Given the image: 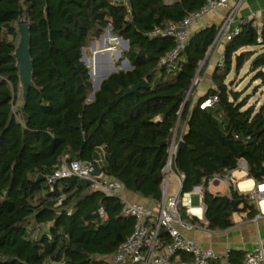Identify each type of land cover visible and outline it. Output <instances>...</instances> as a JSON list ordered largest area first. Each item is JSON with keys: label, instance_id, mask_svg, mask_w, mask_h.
Here are the masks:
<instances>
[{"label": "trees", "instance_id": "trees-1", "mask_svg": "<svg viewBox=\"0 0 264 264\" xmlns=\"http://www.w3.org/2000/svg\"><path fill=\"white\" fill-rule=\"evenodd\" d=\"M204 4L0 0V264H106L133 234L135 220L123 216L118 198L95 192L77 177L48 184L64 157L89 164L102 159L105 176L161 203L163 171L175 136L176 143L184 144L173 158L174 169L185 174L183 193L200 184L208 188L212 177L237 170L241 161L247 163L249 178L264 182V101L249 105V98L227 83L233 69L240 72L249 62L255 81L264 86V53L255 50L253 21L227 42L224 64L212 75L215 87L196 101L194 80L206 70L218 27L193 34L175 67H159L177 41L151 37V32L182 23ZM21 21L30 26L34 86L25 96L21 93L14 112L22 92L14 58ZM109 27L112 36L128 42L123 57L132 69L110 74L94 92L82 50ZM143 81L144 88L126 94ZM215 95L214 106L200 109L203 100ZM203 201L202 223L184 208L180 213L211 232L235 225L231 201L248 218L258 212L248 194L232 186L227 196L206 190ZM160 233L162 242L170 243L169 235ZM246 254L232 250L229 263L243 264ZM180 257L192 259L184 253Z\"/></svg>", "mask_w": 264, "mask_h": 264}, {"label": "built area", "instance_id": "built-area-1", "mask_svg": "<svg viewBox=\"0 0 264 264\" xmlns=\"http://www.w3.org/2000/svg\"><path fill=\"white\" fill-rule=\"evenodd\" d=\"M166 4H171L174 0H164ZM247 0H205V4L198 12L188 15L180 24H169L163 28L154 29L151 37H170L177 41L176 47L168 52L160 61L159 67H175L180 52L192 36V27L206 14L214 10H226L223 21L218 27V35L215 44L219 41L226 43L241 32V26L249 20L239 19L236 23L241 7ZM264 18L262 14L254 13L250 19L252 21L258 18ZM257 28V43L264 48L263 27ZM224 55L218 66H223ZM218 102V96H211L203 100L199 107L206 109L214 106ZM179 147L175 142V136L172 139L169 148V160L164 168L163 180V199L155 210L147 208L143 204L130 201L122 193V184L116 179L105 176L103 173L96 177L93 176L94 166L101 168L102 159L96 164H89L82 161H68L64 157L60 167L48 178V184L53 187L58 181L66 178L77 177L91 184L95 192H100L106 196L118 198L122 213L125 217L135 220V228L131 237L117 249L114 256L115 264H230L229 256L231 250H227L222 256L211 249L202 248L196 241L186 236L187 231H193L196 226L185 221L181 216V209L184 208L186 215L196 217L203 222L204 194L207 190L204 184L195 186L191 192L183 193L182 184L185 174L178 172L173 167V158ZM238 170H248L247 163L241 161L237 167ZM175 175L178 181L179 190L175 195H168L170 176ZM232 175H215L208 181V186L219 182L225 183L231 187L234 183ZM249 199L259 206L261 214L264 210L261 207L264 204V182L257 183L255 188L248 192ZM200 210L201 214L195 211ZM99 213L104 216L103 209ZM261 217L258 216L255 220ZM161 230H164L170 237V243L164 244L160 237ZM187 254L192 259L185 261L181 259L180 254ZM243 264H264V251L257 248L247 252Z\"/></svg>", "mask_w": 264, "mask_h": 264}, {"label": "crops", "instance_id": "crops-1", "mask_svg": "<svg viewBox=\"0 0 264 264\" xmlns=\"http://www.w3.org/2000/svg\"><path fill=\"white\" fill-rule=\"evenodd\" d=\"M263 12L264 0H247L240 9L236 23L238 24L239 19L251 20L250 17L254 13L262 14ZM226 13V10L218 9L206 14L192 27V35L200 33L207 27H219ZM253 24L255 27H264V18H258L257 20L253 21ZM103 38H101L100 44H104V42L102 41ZM95 43L97 44L98 41H95ZM226 44L227 43L224 40L219 41L210 49L208 53L209 62L202 76L203 78L205 77L212 81V75L225 53ZM211 88H214V86L209 87L208 90L201 93L199 89H197L195 94V101L198 98L204 96ZM182 131L183 133L187 131V125L183 126ZM237 171L239 170L237 169L233 172L225 174L224 176L232 175L234 179L232 187L234 188V190H236L239 194H248V192L255 188L258 182H256L253 178L248 177V170H242L244 172L239 174V178H241L238 180ZM169 186L170 188H172V193L170 192V189L168 191V195H175L179 190V186L177 178L174 174L170 176ZM220 187H223V189L218 190V188ZM207 190L215 195L220 194L223 196H227L229 194L230 187H228L223 182H219L217 184L209 185ZM122 193L130 201L143 204L147 208L153 210H156L160 204L155 202L154 200L144 198L139 194L128 191L123 185ZM254 205L256 210L258 211L255 217L248 218L246 213H241L238 211L233 215L235 225L231 229L223 232H211L207 229L206 224L198 225V223H202V221L198 219L199 222L197 223L196 229H194L193 231H187L185 234L191 240L196 241L202 248L211 249L220 256L224 255L227 250H236L247 253L257 248H262L264 251V214H261L259 206L256 203ZM261 207L264 210V204H262ZM260 215L261 217L258 220H255Z\"/></svg>", "mask_w": 264, "mask_h": 264}, {"label": "water", "instance_id": "water-1", "mask_svg": "<svg viewBox=\"0 0 264 264\" xmlns=\"http://www.w3.org/2000/svg\"><path fill=\"white\" fill-rule=\"evenodd\" d=\"M108 33L106 36L112 37V34L109 32L111 30V27L108 29ZM17 33L19 35V42L15 49L14 58L16 60V68L18 70L19 75V81L20 86L22 88V94L25 96L31 87L34 86L33 83V62L31 59V49H30V41H31V33H30V26L29 23L26 21H21L17 25ZM103 38V36H102ZM122 43L126 48H128V42L124 41L120 38ZM103 44V43H102ZM93 48H96V43L93 42ZM81 60L84 61L86 65L89 64L86 58L85 49L82 50V57ZM90 69H89V75L92 79H94V69L93 66H95L97 70V77H95V80L93 81V90L96 92L101 82L106 79L110 74L118 72L120 68L123 70H130L132 69V66L129 64L128 60L124 62L121 66L115 67L113 60L110 58L109 54H101L97 53L94 57V59H90ZM146 81H143L132 88H130L126 94L133 93L141 88H144L146 86ZM94 100V93L91 95L89 101ZM166 144V142H165ZM179 147H184V144L182 142H179ZM103 173L101 168H98L97 166H94L93 176H100ZM262 176H264V172H262ZM238 202L231 201V205L233 207V212H238L237 206Z\"/></svg>", "mask_w": 264, "mask_h": 264}, {"label": "rangeland", "instance_id": "rangeland-1", "mask_svg": "<svg viewBox=\"0 0 264 264\" xmlns=\"http://www.w3.org/2000/svg\"><path fill=\"white\" fill-rule=\"evenodd\" d=\"M107 33H108V30H106L105 36L107 35ZM105 36L102 39V41L104 42L103 45L100 44L101 42V39H100L98 43L96 44L95 49L93 48L94 41L91 42L89 46L85 49L86 58H87V61L89 62L87 66L89 69H90V59L92 58L94 59L97 53L109 54L110 58L113 60L115 67L121 66L124 62H126V59L123 57V52L127 48L124 46L120 38H117L114 36L112 37H108V36L105 37ZM255 50L259 51L260 53H264L263 47L259 46L255 48ZM119 70H123V69L120 68ZM254 76H255V73H253L250 70V63L248 62L243 66L240 72H236L233 69L227 79V83H230L231 90L241 93L243 98L248 97L249 105H257V107H259L264 101V86L260 85L261 84L260 81H255ZM93 81L94 79H92V82ZM194 85H196V88L199 89L200 93L205 92L206 90H208L209 87L214 86L213 82L205 77L204 78L197 77L194 80ZM20 91H22L21 87H20ZM21 93L22 92H20L19 102H17V104L14 106V112H17L21 104L20 103V100L22 99ZM243 172L244 171L242 170L237 171L238 180L241 178V177L239 178V174ZM222 189L223 187L218 188V190H222ZM169 190L172 193V188H170V186H169L168 191ZM106 264H114V260L110 259Z\"/></svg>", "mask_w": 264, "mask_h": 264}, {"label": "bare ground", "instance_id": "bare-ground-1", "mask_svg": "<svg viewBox=\"0 0 264 264\" xmlns=\"http://www.w3.org/2000/svg\"><path fill=\"white\" fill-rule=\"evenodd\" d=\"M90 64H91V63H90ZM93 69L95 70L96 74H98V73H97V70H96V68H95V66H93ZM97 76H98V75H97ZM195 213H196V214H201V211H200V210H196Z\"/></svg>", "mask_w": 264, "mask_h": 264}]
</instances>
